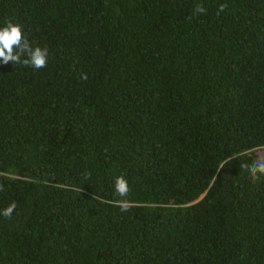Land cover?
<instances>
[{
	"label": "trees",
	"instance_id": "16d2710c",
	"mask_svg": "<svg viewBox=\"0 0 264 264\" xmlns=\"http://www.w3.org/2000/svg\"><path fill=\"white\" fill-rule=\"evenodd\" d=\"M9 20L49 57L0 63V264H264L241 167L264 160V0H0Z\"/></svg>",
	"mask_w": 264,
	"mask_h": 264
},
{
	"label": "clouds",
	"instance_id": "9594fccd",
	"mask_svg": "<svg viewBox=\"0 0 264 264\" xmlns=\"http://www.w3.org/2000/svg\"><path fill=\"white\" fill-rule=\"evenodd\" d=\"M227 8L226 4H219L216 15L224 12ZM205 7L202 4H197L195 7V14H204ZM191 19V17H189ZM49 51L46 47L32 46L25 37L23 28L18 23H13L11 20L7 21L3 26H0V63L7 65L12 62L14 65H23L31 67L36 70L47 67ZM82 79L86 80L87 75H83ZM249 172L253 182H256L261 177H264V160L254 161L249 168L247 164L241 166ZM223 168V164H221ZM2 190V185H0ZM114 190L117 196L124 198L129 192L128 181L124 176H117L114 179ZM98 199L99 197H93ZM121 205V210H127V202L123 199L116 201ZM17 205L12 202L5 209L0 211V215L6 219H11Z\"/></svg>",
	"mask_w": 264,
	"mask_h": 264
}]
</instances>
